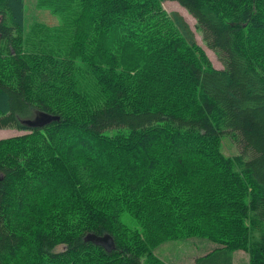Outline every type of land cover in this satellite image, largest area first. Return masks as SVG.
Instances as JSON below:
<instances>
[{
    "label": "trees",
    "instance_id": "16d2710c",
    "mask_svg": "<svg viewBox=\"0 0 264 264\" xmlns=\"http://www.w3.org/2000/svg\"><path fill=\"white\" fill-rule=\"evenodd\" d=\"M164 1L195 18L223 69ZM153 66L187 76L186 113L153 99L168 86ZM39 113L59 119L23 123ZM15 128L30 133L0 139V264H160L151 249L183 236L218 244L194 264H235L237 251L264 264V0H0V130ZM225 137L236 156L222 153ZM204 148L219 177L185 162ZM181 170L200 189L223 186L193 191ZM206 199V220L179 207ZM124 210L163 226L149 255L119 239Z\"/></svg>",
    "mask_w": 264,
    "mask_h": 264
},
{
    "label": "rangeland",
    "instance_id": "374dc122",
    "mask_svg": "<svg viewBox=\"0 0 264 264\" xmlns=\"http://www.w3.org/2000/svg\"><path fill=\"white\" fill-rule=\"evenodd\" d=\"M163 8L168 13L178 12L185 18V20L188 22V24L190 25L191 29L195 34L197 53L200 56L205 57L213 67L217 69H223L224 66L221 63L218 56L216 55V53L212 51L210 48H208L205 41L203 40L202 31L199 28H197V21L195 20V18L184 7H182L177 2L174 1H164ZM38 17H40V15H38ZM44 18H46V21H49V23H52L51 18H48L46 16H44ZM164 62L165 65L167 63H169V65L172 64L171 59L167 56L164 57ZM152 71L155 72V75L160 73L168 85L165 88L164 92H162L161 97H153V99L163 103V107L165 110L175 112L177 114L186 113L188 109V102L193 96L191 93H187L186 88L182 87L180 84L187 86L191 85L187 76L182 75L180 77V80H177L175 76L170 73L169 70H166L164 68L156 69L153 66ZM93 85L94 84H91V86ZM29 133L30 130L28 129H22V130L18 128L3 129L0 130V139H11L22 135H28ZM221 148H222L221 149L222 153L227 157L236 156V153L239 152L238 142L236 139L232 137L223 138ZM140 157L143 158L145 157V155L143 153H140ZM185 162L189 165H192L191 169H197L195 170L197 171L196 173L208 171L209 173H213L216 177H219V170L222 166H224V164L220 163L217 160V157L214 156L212 153L208 152L207 149L203 151L202 155L198 154V155L188 156ZM166 165H169V163L166 162ZM181 177H182L181 181L186 185L188 189H191L199 193H210V191H212L213 188L214 189L215 187L221 188L223 186V185L221 186L222 184L221 181H216L217 183L213 182L210 185V187H212L211 189L209 188L200 189L193 185L192 181L189 179V176L186 173H184L183 170H181ZM145 186L147 187V185ZM156 187L157 186L154 185L153 187L154 191ZM229 188L231 192L235 190V188L232 187ZM222 189L219 190L218 193H220L221 198H224L229 194V191L228 190L223 191ZM148 191L150 192L151 189H148ZM207 201H208L207 199L203 200L198 204L197 207L190 209H186L184 206H179V207L183 208L185 212H188L191 216H196V214L202 213V215H204V219L206 220L209 218V212L207 210L204 211L202 209V205L207 204L206 203ZM175 202L176 200H174V204ZM177 202L180 205H182L181 202L179 201ZM119 221H120L119 229H121V231L117 232L119 239L128 242L131 248H135L137 246L141 247L142 248L141 253L143 256L147 254L149 255L152 244L151 245L147 244L146 238L148 235L151 236L153 230H158V231L162 230L163 226H160L158 224L151 225L149 221L147 222L146 225L141 226L138 220L134 218L129 213V211L127 212V210L121 212ZM136 231H139L141 233L139 237H135ZM118 233H121V235ZM107 235H110L111 237L113 236L111 234H107ZM86 239L87 236H85L84 240ZM217 245L218 244L208 239L195 237V236L192 237L183 236L178 239L165 240L164 242L160 243L158 247L152 248L151 253L159 261L160 264H194L193 262L196 257H199L203 254L213 251L214 248L218 247ZM116 249H117V244H115V250ZM57 250L63 251L64 246H59ZM235 259H236L235 264H249V255L245 251H237L235 254Z\"/></svg>",
    "mask_w": 264,
    "mask_h": 264
},
{
    "label": "water",
    "instance_id": "95a60500",
    "mask_svg": "<svg viewBox=\"0 0 264 264\" xmlns=\"http://www.w3.org/2000/svg\"><path fill=\"white\" fill-rule=\"evenodd\" d=\"M57 119H59V117L45 113H39L34 119L25 120L23 123L30 128H42ZM86 240L94 243L97 246L103 247L108 252L115 250V241L110 235L98 236L95 234H90L87 236Z\"/></svg>",
    "mask_w": 264,
    "mask_h": 264
},
{
    "label": "crops",
    "instance_id": "0c3cea01",
    "mask_svg": "<svg viewBox=\"0 0 264 264\" xmlns=\"http://www.w3.org/2000/svg\"><path fill=\"white\" fill-rule=\"evenodd\" d=\"M194 263V262H193Z\"/></svg>",
    "mask_w": 264,
    "mask_h": 264
}]
</instances>
